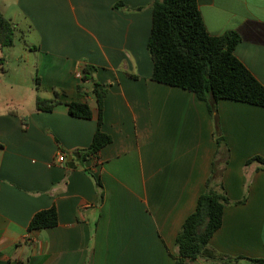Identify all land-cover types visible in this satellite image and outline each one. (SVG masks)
I'll return each mask as SVG.
<instances>
[{
  "label": "crops",
  "instance_id": "crops-1",
  "mask_svg": "<svg viewBox=\"0 0 264 264\" xmlns=\"http://www.w3.org/2000/svg\"><path fill=\"white\" fill-rule=\"evenodd\" d=\"M152 3L0 0L16 26L11 47L23 43L0 55V264H174L215 160L229 202L209 246L235 261L192 264H261L250 258H264V107L220 99L212 113L195 92L153 80ZM198 5L211 35L239 33L235 54L264 85V0ZM11 60L25 61L32 84L3 77ZM86 66L92 79L76 75ZM53 90L62 101L37 109ZM96 90L112 141L84 157L98 129ZM71 101L92 117L71 115ZM52 206L58 224L29 230Z\"/></svg>",
  "mask_w": 264,
  "mask_h": 264
},
{
  "label": "trees",
  "instance_id": "trees-1",
  "mask_svg": "<svg viewBox=\"0 0 264 264\" xmlns=\"http://www.w3.org/2000/svg\"><path fill=\"white\" fill-rule=\"evenodd\" d=\"M15 37V24L0 10V46H13ZM240 41L239 33L233 30L221 35H211L206 29L198 0H153L152 28L147 41L153 61L152 79L195 92L199 99L209 103L212 113L220 99L264 107L263 83L235 54ZM93 68L84 67L82 78L92 79ZM38 80L37 78V86ZM53 93L52 99L38 96L37 109L52 110L65 96L63 92L56 90ZM96 95L99 108L98 129L91 146L86 151L79 152L84 157L97 156L112 141L111 135L101 130L104 92L96 90ZM68 106L69 113L75 117H92L91 107L86 102L71 101ZM252 159L263 161L259 156L250 160ZM218 175L215 160L212 174L207 180V190L199 196L195 210L187 216L177 234V252L172 254L174 264H192L199 256L226 263L235 261L216 253L209 246L215 231L223 223L224 208L229 202L224 186L216 181ZM58 222L57 209L52 206L34 214L29 230L54 227ZM250 260L264 264V258Z\"/></svg>",
  "mask_w": 264,
  "mask_h": 264
},
{
  "label": "rangeland",
  "instance_id": "rangeland-1",
  "mask_svg": "<svg viewBox=\"0 0 264 264\" xmlns=\"http://www.w3.org/2000/svg\"><path fill=\"white\" fill-rule=\"evenodd\" d=\"M21 44L23 43L20 40V38H18L17 45H15V47H11V46L1 47L0 46V55L1 53L3 55H6L7 53H11V51H9L11 48H15L14 50H17V53L21 54L20 53V50H21L20 48L22 46ZM4 66H5L6 72H5V76L3 77L6 78V80H24V82L26 81L29 85L32 84L33 81L35 80V75L30 72L29 67H26L24 60L21 61V64H20L21 67L19 66V63H17V61H14V60H11L8 65L5 64ZM24 66H25V69L23 70Z\"/></svg>",
  "mask_w": 264,
  "mask_h": 264
},
{
  "label": "built area",
  "instance_id": "built-area-1",
  "mask_svg": "<svg viewBox=\"0 0 264 264\" xmlns=\"http://www.w3.org/2000/svg\"><path fill=\"white\" fill-rule=\"evenodd\" d=\"M76 75L79 77V78H82V71H78L76 73ZM66 158H67V155L63 152H61L60 154L57 155V162H60V163H63L66 161Z\"/></svg>",
  "mask_w": 264,
  "mask_h": 264
},
{
  "label": "water",
  "instance_id": "water-1",
  "mask_svg": "<svg viewBox=\"0 0 264 264\" xmlns=\"http://www.w3.org/2000/svg\"><path fill=\"white\" fill-rule=\"evenodd\" d=\"M68 163L70 164V165H74V160H73V157L72 156H69L68 157Z\"/></svg>",
  "mask_w": 264,
  "mask_h": 264
}]
</instances>
